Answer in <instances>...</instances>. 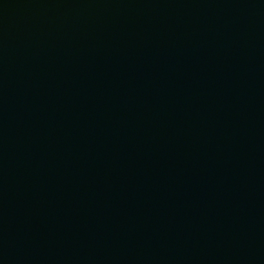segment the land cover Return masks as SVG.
Masks as SVG:
<instances>
[{"label": "water", "instance_id": "1", "mask_svg": "<svg viewBox=\"0 0 264 264\" xmlns=\"http://www.w3.org/2000/svg\"><path fill=\"white\" fill-rule=\"evenodd\" d=\"M0 264H264V0H0Z\"/></svg>", "mask_w": 264, "mask_h": 264}]
</instances>
